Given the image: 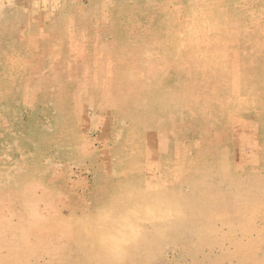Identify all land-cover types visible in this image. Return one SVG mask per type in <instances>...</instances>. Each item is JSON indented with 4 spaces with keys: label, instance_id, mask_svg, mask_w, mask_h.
I'll use <instances>...</instances> for the list:
<instances>
[{
    "label": "rangeland",
    "instance_id": "374dc122",
    "mask_svg": "<svg viewBox=\"0 0 264 264\" xmlns=\"http://www.w3.org/2000/svg\"><path fill=\"white\" fill-rule=\"evenodd\" d=\"M126 186L216 209L160 230ZM121 233L122 264L264 262V0H0V264H120Z\"/></svg>",
    "mask_w": 264,
    "mask_h": 264
},
{
    "label": "bare ground",
    "instance_id": "6f19581e",
    "mask_svg": "<svg viewBox=\"0 0 264 264\" xmlns=\"http://www.w3.org/2000/svg\"><path fill=\"white\" fill-rule=\"evenodd\" d=\"M210 169H212V166H210ZM203 179V178H202ZM208 179V178H207ZM206 180V179H205ZM196 184H194L193 183V181L192 182H190V184H189V186H191V188H192V191H195L197 188H200V190L201 189H203L204 188V186H203V184H205L203 181L202 182H200V183H198L199 181H194ZM203 183V184H202ZM230 184H231V182H230ZM206 185V184H205ZM238 185H239V187L241 188V184H239L238 183ZM212 186V185H211ZM130 187V186H129ZM208 187H209V185H208ZM214 187V186H213ZM128 188V186H126L125 187V191H126V189ZM133 190V188H130V189H128V191H132ZM193 189H195V190H193ZM216 189V188H215ZM215 189H213V192H215L214 190ZM205 190V189H204ZM211 192H212V189H209ZM259 190H260V188H259ZM134 191V190H133ZM209 191V192H210ZM253 191H258V190H253ZM252 191V192H253ZM119 192V191H118ZM124 192V191H123ZM199 193H200V195H201V193L202 192H200V191H198ZM205 192V191H204ZM207 192V191H206ZM217 192V191H216ZM215 192V193H216ZM238 192H239V190L238 191H236V189H235V191L233 192L234 194H238ZM243 192V191H242ZM127 194V195H130V194H128L127 193V191L126 192H124V194ZM129 193H131V195H130V197H129V199L132 197V192H129ZM218 193V192H217ZM140 194V193H139ZM204 194V193H203ZM122 197L123 196V194L121 193V192H119L118 193V195L116 194L115 196H116V198L117 197H119L118 198V200L120 199V196ZM133 195H135V193L133 194ZM138 195V194H137ZM200 195H198V196H192V197H190V198H187V197H184V196H181L180 194H178L177 192H166L164 195H160V194H157L156 195V197L157 198H159V199H157V201H159L158 203H159V208H161L160 210L158 209V207L157 206H154V203L156 202V199H155V201H153V198H152V196H150L149 198H151L152 200H150L149 199V202H148V199H147V201L145 200V198H143V195L142 194H140V195H138V196H136L137 197V200H136V204H137V202H138V199L140 198V199H142V200H140V201H142V205L144 206L143 208H145V210L142 208H139L140 209V211H142V213L145 211L146 213H144V215L145 216H147L148 214H147V212L149 213V215H150V218L152 219V222L154 221V220H157V219H160V221H162L163 222V220L164 219H168V218H171L172 216H176V220L179 222V219L180 220H182L183 222H184V220H183V218L182 217H180L179 218V215L180 216H184V215H186L187 213V215L189 216V217H191L192 216V218H193V216H194V213L195 212H197L196 213V215L198 214V211L200 212V214H203L204 213V215L205 214H207L208 213V211H209V214L212 212H214V209H216V208H214L213 207V205L211 206V205H208V204H210V201L212 200V199H215V197L213 196V193H211V194H205V196H206V198L207 199H204L203 197H202V195L200 196ZM210 196H212V197H210ZM234 197H237L236 195H233ZM125 197H127V196H125ZM125 197H123V198H125ZM197 197H202L203 198V201H204V203L201 201V203H200V200L197 198ZM225 197V196H224ZM134 198V197H133ZM209 198V199H208ZM226 198H228V197H226ZM229 198H232V195L231 196H229ZM131 200V199H130ZM133 200V199H132ZM135 200V199H134ZM134 200H133V203H135L134 202ZM206 200H210L209 202L207 201V202H205ZM139 201V202H140ZM144 201V202H143ZM148 202V204H146V202ZM243 201V200H242ZM253 202H254V199L252 200ZM115 202V201H114ZM114 202H113V207H117L116 205H117V203L115 202V206H114ZM139 202H138V204H139ZM214 202H216V201H214ZM226 202V201H225ZM141 203V202H140ZM145 203V204H144ZM196 203H198L199 205H197ZM135 204V205H136ZM204 204H206V205H203ZM224 204H226V203H224ZM141 205V204H140ZM142 205L140 206V207H142ZM146 205V206H145ZM155 205H157L156 203H155ZM133 206H134V204H133ZM133 206H131V208H133ZM163 206V207H162ZM216 206V205H215ZM147 207V208H146ZM157 207V208H156ZM198 207V209L195 211V209ZM154 208H156V209H154ZM205 208V209H204ZM227 208V207H226ZM195 211H193V210ZM30 210V209H29ZM112 210V209H111ZM113 210H115L114 208H113ZM187 210L189 211H191V212H193V214L191 215L189 212H187ZM218 210V209H217ZM41 211V210H40ZM116 211V210H115ZM114 211V212H115ZM117 211H119V209L117 210ZM136 211V210H135ZM139 211V210H138ZM113 212V211H112ZM172 213L173 215L171 216V215H167L166 213ZM140 213V212H139ZM139 213H138V215H137V217L136 218H138V216H140V215H142V213H140V215H139ZM168 213V214H169ZM219 213V212H218ZM121 214H125V213H123V212H121ZM121 214H118V215H114L115 217L117 216V218L114 220V221H120V220H117V219H119V218H121V220L123 221V222H125L126 224H128V227H127V229L125 230V231H127V232H131V234H129L126 238H129L130 240L133 238V236L135 235V233H134V231L135 230H133L132 229V226H131V224H129L128 222H129V218H127L126 220H128L127 222H126V220L124 219L125 218V216H126V214L124 215V217H122V215ZM105 214H103V216H104ZM136 215V214H135ZM186 215V216H187ZM199 215V214H198ZM215 215V214H214ZM214 215H210L209 216V219L207 218L206 219V226L208 225V226H211V223H213V220H214ZM218 215H220V214H218ZM127 216H130L129 214L127 215ZM187 216V217H188ZM201 216V215H200ZM101 217V216H100ZM104 217H108V216H104ZM104 217H103V221H108V220H104ZM131 217H132V215H131ZM142 217H144V216H142ZM177 217L179 218V219H177ZM194 217H196L197 218V216H194ZM219 217V216H218ZM218 217H217V215H216V217H215V219L217 218L218 219ZM102 218V217H101ZM182 218V219H181ZM199 218V217H198ZM133 219V218H132ZM145 219V218H144ZM154 219V220H153ZM161 219H163V220H161ZM174 219H175V217H174ZM188 220H187V222H185V224L186 223H188V221L190 220L189 218H187ZM205 219V218H204ZM113 219H111V221H112ZM134 220H136L137 222H138V220L137 219H135L134 218ZM52 221V220H51ZM114 221H113V223H114ZM122 221H120L119 223L121 224V223H123ZM147 221V220H146ZM158 221V220H157ZM182 221H181V223H180V225H184V224H182ZM192 222L194 221V220H191ZM191 221H189V222H191ZM133 222V221H132ZM151 222V221H150ZM162 222H160V223H162ZM177 222V223H178ZM65 223V222H64ZM108 223H110V221L108 222ZM108 223H105V226H106V224H107V226H108ZM118 223V222H117ZM164 223V222H163ZM165 223H166V220H165ZM165 223L164 224H162V226H159L160 228L161 227H163L164 225H165ZM167 223H171V222H167ZM166 223V224H167ZM175 223V222H174ZM195 223V222H194ZM38 224V223H37ZM134 224H137L136 222L134 223ZM152 224H154V223H152ZM155 224H157L156 222H155ZM172 224V223H171ZM34 224H32V226H33ZM113 225V224H112ZM123 225H125V224H123ZM130 225V226H129ZM133 225V224H132ZM158 225L159 224H157V226L156 225H154V226H156V228L158 227ZM189 225V224H188ZM188 225H186V226H188ZM191 225V224H190ZM194 224H192L191 226H193ZM115 226V225H114ZM177 226V225H176ZM37 227V226H36ZM48 227V226H47ZM64 227V226H63ZM67 227V226H66ZM70 227V226H69ZM110 227H111V225H110ZM122 227H124V226H122ZM137 227V226H136ZM159 227H158V229H159ZM13 228V227H12ZM54 228V227H53ZM121 228V227H120ZM165 227H163V228H161L160 230H163ZM174 228H175V226L173 227V225L172 226H169L168 227V230L167 231H169V230H174ZM179 228V230L180 229H185V228H182V226H180V227H178ZM192 228V227H191ZM36 229V228H35ZM110 229V228H109ZM124 229V228H123ZM137 229V228H136ZM194 229V228H193ZM196 229H197V227H196ZM195 229V230H196ZM111 230V229H110ZM194 230V231H195ZM64 231V230H63ZM124 231V230H123ZM175 231H177V227L175 228ZM2 232V231H1ZM29 232H30V230H29ZM101 232V231H100ZM106 232H110L109 230L108 231H106ZM121 232V231H120ZM120 232H118V233H120ZM126 232V233H127ZM20 233H22V232H20ZM114 234H115V232H113ZM125 233V232H124ZM96 234V233H95ZM103 234V233H102ZM105 234H107L108 235V233H105ZM112 234V233H111ZM21 235V234H20ZM91 235V234H90ZM89 235V236H90ZM98 235V234H97ZM110 235V234H109ZM133 235V236H132ZM15 236V235H14ZM87 236H88V234H87ZM103 236L105 237V239L106 238H108V237H106L104 234H103ZM131 237V238H130ZM16 238V237H15ZM24 238V237H23ZM100 238H101V236H100ZM99 238V239H100ZM114 239H112V238H110L111 240H113L112 242L110 241V239L108 240V241H110V242H108L109 243V245L110 246H112L113 245V253L112 254H109L110 253V251H108L107 252V247H108V245L106 246V245H104V248H106V249H102L101 248V250L100 251H102L103 250V252H104V250H106V253H108L107 255H112V257H114V258H111V257H105V255L104 254H106V253H104L103 255H104V257L106 258V260H105V258H100L99 257V259L101 260V262H104V261H107V259L108 260H112L113 259V261L114 262H116L114 259H116V260H118V261H120L121 259V262H120V264H122L123 263V260L124 261H126L125 260V258L123 259L122 257H124V255H123V251H124V248L127 250L128 249V247H130L131 245H127V244H125V245H127L126 247L124 246V241H125V239L126 238H124V235L121 233V234H118V235H116V236H114L113 237ZM103 239V238H102ZM101 239V240H102ZM105 239H103V240H105ZM134 239V238H133ZM92 240H94V238H92ZM100 240V241H101ZM129 240V241H130ZM146 240V239H145ZM5 241V240H4ZM31 241V240H30ZM128 240H126V242H127ZM105 243H107L106 241H104ZM5 243V242H4ZM102 243V242H101ZM110 243H112V245L110 244ZM8 244V243H7ZM24 244H25V242H24ZM9 245V244H8ZM16 245V244H15ZM21 245V244H20ZM101 247H103V246H101ZM132 247V246H131ZM251 247V246H250ZM7 248V247H6ZM28 248V247H27ZM11 249V248H10ZM123 249V250H122ZM133 249V248H132ZM131 249V250H132ZM252 249V248H251ZM108 250H111V248L109 247L108 248ZM129 250V249H128ZM127 250V251H128ZM30 251V250H29ZM32 251V250H31ZM100 251H96L97 253L99 252L100 253ZM244 251L245 252H247V253H250L252 250H250V248L249 247H246V248H244ZM4 252V251H3ZM28 252V251H27ZM102 252V253H103ZM32 253V252H31ZM101 253V254H102ZM101 254H99L98 256H100ZM125 254H126V251H125ZM34 255V254H33ZM17 256V255H16ZM97 256V255H96ZM97 256V257H98ZM128 256V255H127ZM127 256H126V259H127ZM134 256V255H133ZM132 255H130L129 257H131V261H133V262H135L134 260L136 259L135 258V256L133 257ZM128 257V258H129ZM252 256L250 255V258H251ZM110 258V259H109ZM132 258H135V259H133L132 260ZM14 259V258H13ZM253 259V258H252ZM251 259V260H252ZM130 260V259H129ZM128 260V261H129ZM108 262V261H107ZM111 262V261H110ZM113 262V263H114ZM127 262V261H126ZM128 263V262H127ZM103 264V263H102ZM105 264V263H104ZM115 264H117V263H115ZM124 264H126L125 262H124ZM257 264H264V262H258Z\"/></svg>",
    "mask_w": 264,
    "mask_h": 264
}]
</instances>
